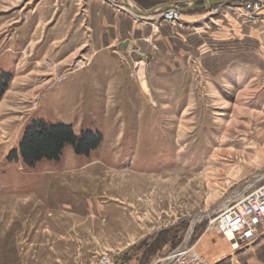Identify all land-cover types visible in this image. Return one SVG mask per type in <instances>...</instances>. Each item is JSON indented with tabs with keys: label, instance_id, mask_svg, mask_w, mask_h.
<instances>
[{
	"label": "rangeland",
	"instance_id": "rangeland-1",
	"mask_svg": "<svg viewBox=\"0 0 264 264\" xmlns=\"http://www.w3.org/2000/svg\"><path fill=\"white\" fill-rule=\"evenodd\" d=\"M131 1L182 14L0 1V264H160L186 237L212 264L196 242L219 235L214 212L264 174V13ZM40 119L102 143L30 167L13 152ZM224 263L264 264V240Z\"/></svg>",
	"mask_w": 264,
	"mask_h": 264
},
{
	"label": "built area",
	"instance_id": "built-area-1",
	"mask_svg": "<svg viewBox=\"0 0 264 264\" xmlns=\"http://www.w3.org/2000/svg\"><path fill=\"white\" fill-rule=\"evenodd\" d=\"M223 5L225 4L216 5V7L220 8ZM233 7L242 18L248 21L256 20L264 13V0H243L240 5L234 4ZM163 12H165V18L171 21L179 19L182 14L178 6L164 9ZM213 215L212 223L215 230L230 242L234 251L240 250L264 235V174L242 194L226 201ZM159 262L161 264H209L190 243H183ZM94 264L120 263L104 254Z\"/></svg>",
	"mask_w": 264,
	"mask_h": 264
},
{
	"label": "trees",
	"instance_id": "trees-1",
	"mask_svg": "<svg viewBox=\"0 0 264 264\" xmlns=\"http://www.w3.org/2000/svg\"><path fill=\"white\" fill-rule=\"evenodd\" d=\"M242 1H233L230 4L241 3ZM7 86L8 80L6 78L0 84V100ZM102 140L103 137L100 133L85 130L77 134L71 125L51 123L40 119L25 129L18 150L14 151L13 154L15 156L20 155L25 164L34 167L43 160L58 161L67 146L73 147L77 155L87 157L101 145Z\"/></svg>",
	"mask_w": 264,
	"mask_h": 264
},
{
	"label": "crops",
	"instance_id": "crops-1",
	"mask_svg": "<svg viewBox=\"0 0 264 264\" xmlns=\"http://www.w3.org/2000/svg\"><path fill=\"white\" fill-rule=\"evenodd\" d=\"M0 1H8V0H0ZM18 1V0H16ZM32 4V1H28L26 5ZM227 5V4H225ZM229 5V4H228ZM176 6V5H175ZM26 7H24L22 10H24ZM228 8H232V5L230 4ZM194 17V16H192ZM203 17H197L196 19H202ZM38 21H43V14L40 12L37 17ZM194 20H192L194 22ZM192 21H189L190 23ZM190 27V26H189ZM191 28V27H190ZM44 38V36H42ZM87 44V45H86ZM88 46V43H85L82 47L85 48ZM205 237H202L199 241L196 242L195 248H197L198 251H200L202 254L207 255L206 257L210 258L212 260V264H215L219 262L221 259H226L229 256H233L235 254V251L231 249L228 241L224 238L223 235H213L211 239L205 238V241L203 240ZM264 240V235L259 237L257 240L250 242L249 244L245 245L243 249H248L253 247L255 244H262ZM206 243L208 251H204L203 246ZM137 260V259H134ZM133 260V261H134ZM133 264H139L138 261H134ZM225 264V263H224Z\"/></svg>",
	"mask_w": 264,
	"mask_h": 264
},
{
	"label": "water",
	"instance_id": "water-1",
	"mask_svg": "<svg viewBox=\"0 0 264 264\" xmlns=\"http://www.w3.org/2000/svg\"><path fill=\"white\" fill-rule=\"evenodd\" d=\"M108 1H115V0H108ZM203 2V7H210V6H213V5H220V4H230L231 2L233 1H239V0H195V3L197 2ZM125 2H127V0H125ZM166 6H174V5H158L148 11H142L140 9H137L136 7L133 9L137 14H144V15H148V14H153V13H157V12H160L161 8L162 7H166ZM170 8V7H168ZM166 8V9H168ZM164 10V9H162ZM186 240H187V237H186ZM186 243V241H185Z\"/></svg>",
	"mask_w": 264,
	"mask_h": 264
},
{
	"label": "bare ground",
	"instance_id": "bare-ground-1",
	"mask_svg": "<svg viewBox=\"0 0 264 264\" xmlns=\"http://www.w3.org/2000/svg\"><path fill=\"white\" fill-rule=\"evenodd\" d=\"M127 4L128 5H130V7H132V8H135V7H137L134 3H133V1H131V0H128L127 1ZM144 12V11H143ZM144 17V16H143ZM176 17H178V16H176ZM176 17H174V18H176ZM145 18V17H144ZM176 20H173V22H175ZM203 217H205V214L203 215V216H201V217H198V218H196L194 221V225H192L190 228H191V232H192V230H193V228H194V226H195V224L197 223V222H199ZM189 237V236H188ZM188 240L189 239H187L186 240V243H188ZM185 243V242H184ZM163 263H165V261H163ZM161 264V263H160Z\"/></svg>",
	"mask_w": 264,
	"mask_h": 264
}]
</instances>
